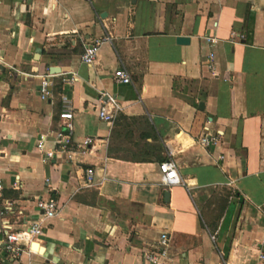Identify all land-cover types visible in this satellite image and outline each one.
Instances as JSON below:
<instances>
[{"label": "crops", "instance_id": "0c3cea01", "mask_svg": "<svg viewBox=\"0 0 264 264\" xmlns=\"http://www.w3.org/2000/svg\"><path fill=\"white\" fill-rule=\"evenodd\" d=\"M93 42L86 65L79 55ZM116 69L129 83L112 80ZM72 73L77 81L64 84ZM45 75L51 97L42 102ZM61 95L75 149L43 162L35 144L43 135L50 146ZM99 104L109 121L97 117ZM0 114V182L13 207L0 221L21 228L36 217L34 198L58 205L38 249L21 262L141 264L164 232L160 264H256L264 0H0ZM203 132L218 141L199 145ZM84 138L91 143L76 147ZM166 159L180 184H160L157 164ZM1 241L0 264H8Z\"/></svg>", "mask_w": 264, "mask_h": 264}, {"label": "built area", "instance_id": "2783aa9c", "mask_svg": "<svg viewBox=\"0 0 264 264\" xmlns=\"http://www.w3.org/2000/svg\"><path fill=\"white\" fill-rule=\"evenodd\" d=\"M206 41L211 39L204 37ZM97 42H93L83 47L79 59L82 63L90 65L94 58L97 48ZM211 54L209 53L207 59V67L211 68L210 62ZM51 75H45L40 79L38 87V97L42 102H46L51 97V81L49 80ZM111 78L116 83L126 84L129 83V75L122 69H116L112 72ZM61 81L66 85H71L77 81L74 73L68 77H63ZM108 102L112 106V109L117 108L113 99H108ZM60 103L62 110L58 113L57 117L60 120L58 128L53 131L51 137L50 146L45 148V136L39 135L35 144L36 150L40 154V159L43 162H47L53 159L55 153L65 154L67 158H70L69 154L74 151L75 147L72 141L71 133V113L69 111V102L64 95L60 96ZM97 117L100 120L109 121L112 118L111 113H107L104 104H99ZM2 115L0 114V119ZM90 138H84L83 141L78 143L76 147H85L91 143ZM218 141L216 134H208L207 132L201 133L197 138V143L203 147L214 145ZM92 169H85V183L89 185L92 178ZM157 172L159 182L163 186H171L180 184L182 181L176 171V166L173 160L166 159L157 164ZM12 187L17 189L19 185L14 182ZM3 185L0 182V216L13 212L12 202L9 199L3 197L2 194ZM34 207L36 211V217L29 220L19 229H12L6 220L0 221V234L2 235V253L3 261L8 264H29L23 263L20 257L23 253L30 254L35 250L31 248V243H37L42 236L44 229L48 223V220L53 218L58 213V205L53 198H34ZM18 213V211H17ZM168 246V236L162 232L159 234L158 240L155 246L148 251L142 253L141 264H160L166 257ZM260 250L256 253V264H264V233L260 243Z\"/></svg>", "mask_w": 264, "mask_h": 264}, {"label": "water", "instance_id": "95a60500", "mask_svg": "<svg viewBox=\"0 0 264 264\" xmlns=\"http://www.w3.org/2000/svg\"><path fill=\"white\" fill-rule=\"evenodd\" d=\"M175 41L177 42V43H186L187 42V38L186 37H177L176 39H175ZM51 71H56V68H51ZM201 106H202V103L201 102H199L198 103V108H200L201 109ZM31 248L32 249H34V250H37L38 249V246H37V243H31Z\"/></svg>", "mask_w": 264, "mask_h": 264}]
</instances>
